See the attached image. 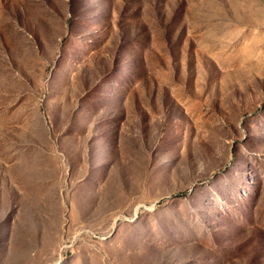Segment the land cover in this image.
<instances>
[{"label": "rangeland", "instance_id": "1", "mask_svg": "<svg viewBox=\"0 0 264 264\" xmlns=\"http://www.w3.org/2000/svg\"><path fill=\"white\" fill-rule=\"evenodd\" d=\"M0 264H264V0H0Z\"/></svg>", "mask_w": 264, "mask_h": 264}]
</instances>
